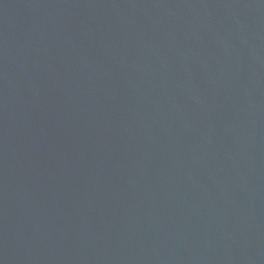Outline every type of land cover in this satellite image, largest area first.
Instances as JSON below:
<instances>
[{
    "label": "water",
    "instance_id": "1",
    "mask_svg": "<svg viewBox=\"0 0 264 264\" xmlns=\"http://www.w3.org/2000/svg\"><path fill=\"white\" fill-rule=\"evenodd\" d=\"M0 264H264V0H0Z\"/></svg>",
    "mask_w": 264,
    "mask_h": 264
}]
</instances>
